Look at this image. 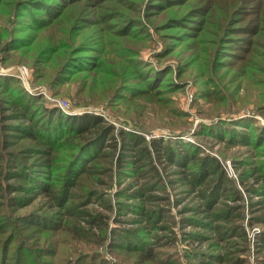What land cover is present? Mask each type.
<instances>
[{
  "label": "rangeland",
  "instance_id": "rangeland-1",
  "mask_svg": "<svg viewBox=\"0 0 264 264\" xmlns=\"http://www.w3.org/2000/svg\"><path fill=\"white\" fill-rule=\"evenodd\" d=\"M67 1L69 0H59L58 5L53 7L52 2L47 3L50 9L62 15L54 21L56 24L53 22L42 32L43 36L58 43L64 41L66 45L67 42L78 43L81 38H74L72 30L66 31L69 34L62 30L61 25L65 24L70 13L69 7L65 6ZM77 1L76 6L82 5L84 16L91 15L93 20L95 17L100 22L95 28L105 36L110 32L121 35L120 39L116 35L109 36L114 45L106 46L107 57L120 59L114 51L118 41L121 47L129 45L133 50L134 46L139 49L137 57H131L134 56L131 53L123 56L124 59L131 60L130 66H134L136 73L145 81H140L137 85L140 89L132 93L122 90L125 88L123 87L114 91L112 96L107 94L99 97L96 94L100 89L97 85L91 86L89 78L87 80L83 72L76 75L70 72L60 73L63 58H59V62L56 60L58 69H51V73H47L42 63L32 67V60L26 61L28 56L22 52L26 45L19 48L18 52L12 50L15 46L12 47V44H24L20 43L16 29L10 31L9 27L23 26L34 18L41 20L50 17L44 10L43 14L30 12L32 6L36 11L41 10L43 5L39 4L31 5L26 12L17 10V14L12 10L0 11V27L5 26L13 36L11 50L2 52L3 49L0 48V227L18 223L20 235H32L35 240L36 243H28L23 252L17 254L21 263L27 264L33 254L38 255L39 261L44 260L43 254L38 252L48 253L50 264H91L90 258L97 251L99 255L101 253V258L104 256L106 260L110 259L108 261L114 257L117 259V256L111 254L112 250L116 251L111 248L116 247L113 239L108 240L109 245L104 242L101 245L96 243L100 238L109 236V228L151 227L150 223L134 224L139 216L128 211L131 207L125 212L117 207L118 202L132 194L137 197L130 198L127 202H141L142 219H146V216L158 219V214H161V224L169 228L165 231H152L146 237L155 242L154 247L158 238L160 245L165 244L162 248L168 250L167 240L174 237L172 249L175 252H172L182 256L188 246L205 252L212 251L210 242H218L219 254L235 253L234 256L240 259L238 264H264V244L261 241L264 239V221L255 222L261 216L264 218V187L260 178L264 175V87L247 81L244 76L230 79V76L225 75L221 80L218 79L222 72H227L225 66L234 59L232 56L242 55L245 48L251 47V42L264 46V39L259 41L258 38H251L248 32L249 28L264 31V19L258 21L264 16V0H248L252 3L247 5L242 2L241 5L236 4V8L243 7L244 12L232 14L228 11L226 21L221 18L219 11L215 12L209 30H215L214 25L221 19L229 27L224 33L221 32V36L227 38L219 45L204 43L200 38L204 35H198V27L201 26L199 22L203 20L198 10L207 5L205 0H115V7H104L110 3L107 0ZM216 2L217 0L213 1V7ZM79 7L74 11L78 12ZM109 13L113 16L111 20L108 18ZM246 14L255 15L257 21L251 15L244 18L243 15ZM139 24L141 27L138 26L137 29ZM155 24L161 25L153 27ZM130 29L134 32L133 36L138 35L139 31H147L146 34H141L143 41H139L137 36L133 39L124 37L123 34ZM3 42L4 40L0 41V46ZM263 49L264 47L261 50ZM215 55L216 59L213 58ZM216 60L221 64L214 65ZM90 64L91 62L82 65L69 63L62 71H67L66 68L83 70L82 68ZM211 64L212 77L207 79L204 76V67ZM237 69L239 67H235L234 71ZM150 71H158L157 82L153 79L146 81ZM153 76L156 78L155 74ZM209 80L217 82L211 84ZM262 80L264 75L256 78V82ZM242 83L243 89L240 88ZM222 84H225V88ZM20 89L26 92L25 97L18 95ZM231 92V98H223V94ZM31 96L37 97V104L58 107L48 99L54 98L64 104V109L59 107L64 114H89L99 117L101 120L97 124L105 125L112 131L90 145L76 160L74 158L69 161L66 155L73 152L67 149L77 143V139L71 138L73 131L65 125L63 118L61 122L64 124H60L65 125L64 128L51 131L50 137L55 141L42 144V138L36 135L41 134L48 125L39 122L42 119L39 115L44 110L41 111V106L39 109L36 103L28 110H21L18 104L21 102L25 105L27 98ZM238 97L241 99L236 100ZM241 119L246 124L252 120L254 127L248 130L250 137L242 134L244 127L238 124ZM42 135L44 137L43 133ZM63 135L66 136L62 138ZM126 135H142L144 142L138 148L126 150L128 153L123 154L125 156L116 162L118 151L124 143L123 136ZM237 136L241 139L235 140ZM113 140L117 145L111 149ZM190 147L199 150L197 157L208 156L209 161L219 165L223 171L221 179H217L219 168H213V165L207 168L212 175L204 181L197 179L196 170L168 161L169 149L188 155L192 154L188 150H193ZM166 148L167 153L164 156L159 150L165 152ZM105 152H109L107 156L104 155ZM97 155L98 158L92 160ZM68 161V165L75 162L78 169L83 167V172L74 175L75 179L71 180L70 186L65 190L60 183L53 180L60 177V171L56 169L60 166L65 168ZM197 181L202 182L198 185ZM216 183V195H213L212 188ZM226 188L231 195L225 191ZM61 190L65 191L67 203L63 208H57L56 205L63 197ZM88 192L93 195H88ZM237 192L238 198L235 196ZM226 206H239L236 213L230 214L228 221L224 216ZM30 214L38 215L31 217ZM188 217L194 223L216 222L230 224L231 228L236 224L240 228L235 229L234 235L231 234V229L224 235L222 231L218 233L209 226L193 225L185 219ZM37 218H46L42 221H49L52 226L60 223L61 229L53 233H41L36 229L30 231L32 228L27 231L22 229L26 222L33 219L35 221ZM88 220L91 222L88 223ZM39 224L36 227H40ZM75 228L77 229L72 234V229ZM103 228L107 235L100 231ZM7 231L11 232L12 227ZM6 234L0 233V238ZM153 236H156L155 240ZM49 240L51 246L45 247ZM135 256L136 254L133 258ZM7 259L9 263H13L16 260L15 252H8ZM204 261L207 264L221 263L211 258L203 259ZM154 262L151 260V264Z\"/></svg>",
  "mask_w": 264,
  "mask_h": 264
},
{
  "label": "trees",
  "instance_id": "trees-1",
  "mask_svg": "<svg viewBox=\"0 0 264 264\" xmlns=\"http://www.w3.org/2000/svg\"><path fill=\"white\" fill-rule=\"evenodd\" d=\"M59 0H0V11L1 12H8L10 10H12V12L14 11L15 14H17V10H20L21 12H26L31 5H43L41 8V10H34L32 7L30 9V12H39L40 14H43V10L46 14H48V16L50 18L48 19H32L31 22L25 23L23 26H10L9 29L10 31L12 29H16V31L19 33V38H20V43H23L24 45L19 46L17 44H12V47L14 46V48L12 49L13 51L18 52V49L25 46V49L22 50V52H24V55H27L28 58H25L26 61L28 60H32L31 65L32 67L37 65L38 63H42L43 66L46 68L47 73H51V69H58V67L56 66V60L57 62L59 58H63V66L60 70V73H68L69 72L71 74H80L81 72L84 73V75L86 76V79L88 80L89 78V83L91 86H95L97 85V87L100 89V92L98 94H96L99 97H102L104 95H111L114 91H116L117 89H122L123 87H125L122 90H127L129 91V93H132L135 90L140 89V86H137L140 84V81H145L142 80V78L140 77L141 75L139 73H136V69L130 66L131 60L129 61V59H124L125 57L123 55H126V53H131V57H137L138 55V48H135L134 46V50L131 46H122L120 45V42L118 41L115 46V50L116 51V55L117 57H119L120 59H116L113 57H107L106 54V46L108 45H114V42H112V39L109 37L110 35H116L118 36V38L120 39L119 34L117 33H113L110 32L109 34H107V36H105V34H103L100 30L95 28V25L100 23L97 22L96 18H93L90 16H84L82 8H80L79 6H76L78 1L76 0H69L67 1V3H65L66 7H69L70 9V13L66 19L65 24H68V26L66 27V25H61L62 30L65 31H71L75 34L74 38H78L81 37L79 42H74V43H70L67 42L68 44H64L66 42H62V43H58L56 42V40H51L50 38H48L47 36H43L42 32L48 27L50 26L54 21H56L58 19V16L62 15L60 12L56 13L54 10L50 9V6H47L48 2H52L51 3V7L58 5ZM110 3H107L104 5V7H115L116 4L113 5V2L115 0H107ZM207 2V5L202 8L199 9V13L200 15L203 17V20H200L199 25L201 24L200 27H198V35H204V37H200L204 43L209 42L212 45H219L222 44L223 40L227 37H223L221 35H223L222 33H224L225 31H227L228 25L226 22L227 20V12L231 11L232 14L233 13H242L243 11V7H239L236 8V4L241 5V2L244 5L247 4H251L252 2L244 1V0H217V2L214 4L213 7V1L214 0H205ZM259 1V0H258ZM259 3V2H258ZM261 3V2H260ZM211 4V5H210ZM219 5V6H216ZM47 6V7H46ZM86 6V5H85ZM46 7V8H45ZM77 7H79V11L76 12L74 10L77 9ZM221 7V8H220ZM234 7V8H233ZM46 9H48L46 11ZM127 9V8H126ZM237 9V10H236ZM128 10V9H127ZM19 11V12H20ZM219 11L222 15L221 18H223L224 21L221 22V20L214 25L215 30H209L210 29V23L213 20L214 14L215 12ZM250 12V11H249ZM60 13V14H59ZM63 13V12H62ZM114 13V12H113ZM253 13V11H252ZM259 14V13H256ZM262 14H264V11L262 12ZM260 14V15H262ZM251 15V14H250ZM250 15L246 14L243 15L245 16L244 18L249 17ZM251 17H254V21H257V18L255 17V15H251ZM87 18V20H86ZM108 18L111 20L113 18V16H110V13L108 15ZM264 16L261 17L260 19H258V21H263ZM131 21H138V20H131ZM178 21V20H177ZM176 21V22H177ZM72 22L75 24H72ZM83 22V23H81ZM88 22V23H86ZM55 23V22H54ZM70 23V24H69ZM56 24V23H55ZM159 25L161 24H155L153 27H159ZM171 25V24H169ZM171 28V26H169ZM60 26V25H59ZM141 27L140 24L137 25V27ZM139 27L137 29H139ZM164 27V26H163ZM158 29V28H157ZM232 29V28H230ZM229 29V30H230ZM135 31L136 28H135ZM140 33L138 35L133 36L132 34H134V32L131 31V29L123 34L124 37H130V38H139V41L143 38L141 36L142 33L146 34L147 31L142 32L139 31ZM222 32V33H221ZM231 32V31H230ZM234 32V31H233ZM231 32V33H233ZM249 35L251 38H258L260 39L259 41H262L264 39V31H260V30H256V28H249L248 29ZM221 33V34H220ZM219 34V36H217ZM137 36V37H136ZM8 37V38H7ZM12 35H10L8 33V30L5 26L0 27V41L4 40L3 44H1L0 48H2L3 50H1L2 52L4 51H8L11 50V46H10V42L12 39ZM75 40V39H74ZM88 42H87V41ZM59 42L61 40H58ZM143 41V39H142ZM116 42V41H115ZM228 42L230 43L231 40H228ZM264 42V41H263ZM196 43V41L194 42V44ZM259 44V43H258ZM251 47H247L245 48V51H243L244 49L242 48V55L239 54H235L237 56H232V58H234L230 64H227L226 70L227 72L225 73H221V76L218 77L219 80H221V78H223L225 75L226 76H230V79L232 78H236V77H242L244 76V78L247 81H251L254 84L259 85L260 87H264V80L256 82V78L259 75H264V49L261 50L264 46H261L260 44L257 45L253 42H251L249 44ZM119 46V47H118ZM218 48V47H217ZM134 51V52H133ZM241 51V52H242ZM21 53V52H20ZM219 53V52H218ZM218 56V54H217ZM213 58L216 59V55L213 56ZM218 58V57H217ZM136 60V59H134ZM132 60V61H134ZM90 63L91 64L89 66H86L84 68H82L83 70H71L72 68H66L67 71H62L65 69V66L68 65L69 63L72 64H83V63ZM142 63V62H141ZM220 65L221 62H218L216 60V62H214V65ZM239 65V66H238ZM75 67L74 69H78L77 66H73ZM204 67V66H203ZM235 67H239V69L234 71ZM137 69H139L136 66ZM213 69V64H211L209 67L206 66L204 67V76L207 79H210L212 77V71ZM154 70V69H152ZM141 71V70H140ZM158 72V71H157ZM156 73H153L152 71H150V73H148V75L146 76V81H149L150 79H153V81L155 80V82H157L158 80V75ZM160 72V70H159ZM162 72V71H161ZM156 75V78H154L153 75ZM217 80V79H216ZM216 80H209V83L213 84L215 82H217ZM130 83V84H129ZM243 84H240V88L243 89ZM130 85V86H129ZM246 85V84H245ZM223 88H225V84H222ZM142 89V88H141ZM220 90L223 91V89L220 86ZM20 94H18L21 97H25L26 92L24 91V89H20ZM224 93H225V89H224ZM235 93V92H233ZM261 93V92H260ZM232 92L229 94H223V98H231L232 96ZM141 95H138V97H140ZM132 98H135V96H133ZM28 102H26L25 105L18 103L20 105L21 110H28L30 109V107L33 106L34 103H36V105L40 106L42 108L41 111L44 110V112L42 114H40L39 116L42 117L40 124L42 125H46L45 128L41 134H37L36 136H40L42 139L44 138V140L41 139V143H48L51 144L50 142H54L55 139H52L50 137L51 135V131L52 130H60L61 128H64L63 126H68L70 127V130H72L73 134L71 138L77 139V143L75 145H70L68 147L67 150H70L72 154H67L66 158H69V161L71 159L75 160L77 159L78 156L82 155L83 151L88 149V147H90V145L97 143L98 140L103 137L105 134L109 133L110 131H112V129H109L108 127H106L105 125H98L97 122L99 120H101L99 117H93L90 116L89 114H82V115H78V116H72V115H68V114H64V112L62 113L61 109L59 107H47L45 104H37V97H28ZM33 99V100H32ZM241 99L240 97L236 98V100ZM245 98H243L244 100ZM31 100V101H29ZM264 103V102H263ZM263 105V104H262ZM37 106V107H38ZM36 107V106H35ZM45 114H47L46 116H44ZM64 118V122L65 125H61L60 123L64 124V122H61V120ZM243 128L242 130V134H244L246 137H250L251 134L248 130H251V127H254L252 125V120L251 122H247L248 124L245 123L244 120H239L238 121ZM56 123V124H55ZM55 124V125H53ZM89 129L91 131H89ZM247 129V130H245ZM41 130V129H40ZM213 132V131H212ZM42 133L44 134V137L42 135ZM205 133V132H202ZM66 135H63V137H65ZM230 138L233 139L231 137V135L229 134ZM124 138V143L122 145V148L118 151V155L116 158V162H119L122 156H125L123 154L128 153V149H131L132 147L134 148H138L137 146L141 143L144 142V137L141 136H137V135H126L123 136ZM60 138V137H59ZM263 138V137H262ZM61 139V138H60ZM58 139V140H60ZM241 138H239V136H237V138L235 140H240ZM57 140V141H58ZM259 140V139H258ZM261 140V139H260ZM259 140V141H260ZM153 141V140H152ZM150 141V142H152ZM250 141V140H249ZM96 145V144H95ZM117 143L115 140H113L110 144L111 149H113L114 147H116ZM152 145L155 146V144L152 143ZM160 147H162V145H158ZM142 147H146V146H142ZM181 147H183L181 145ZM191 149H188L189 152H192V154H188V155H183L180 154L177 150H171L169 149V159L168 160L171 164H176V165H183L186 166L187 168H190L191 170H196L198 175H197V179H203L208 180V176L212 175V173L210 172V170H207L208 167H210V165H213L216 167V169L219 168L218 164H215L213 161H209L208 160V156L206 157H201L198 156L197 154L199 152L198 149H196V147H190ZM127 150V151H126ZM164 151L159 150L160 153H162L164 156L167 153V148L164 149ZM157 151V150H155ZM173 152H177L176 154H173ZM109 152H105V156H107ZM96 154V153H94ZM103 155V156H104ZM98 158V155L93 157L92 160H95ZM69 161L66 164V167L61 168L58 167L56 170H58V172L60 171L59 176L55 177L53 182L56 183H60L61 186L63 187V189H67L71 183V180L75 179L76 174H79L83 172V167H80V171L77 168V165L74 164L73 162H71L69 165ZM65 162V161H64ZM63 162V163H64ZM137 163H139V161L137 160ZM81 166V165H79ZM50 168V166H49ZM48 168V169H49ZM212 168V169H213ZM63 169V170H61ZM78 170V171H77ZM77 171V173H76ZM56 172V171H55ZM223 174V171L219 168V176L217 177V179H221V175ZM75 175V176H74ZM261 175V174H260ZM258 178V177H257ZM256 178V179H257ZM260 178L262 179L263 182V187H264V175H261ZM202 180V181H203ZM202 181H197L196 183L201 184ZM244 184V183H243ZM52 185V184H50ZM208 185L210 186V182H208ZM223 185V183H222ZM72 186V184H71ZM218 186V184L216 183L215 186H213L212 188V192L213 195H216L215 193V189ZM246 187V186H245ZM49 188V186H48ZM247 188V187H246ZM48 190V189H47ZM226 192H228L229 195H231L232 193L229 191L228 188L225 189ZM65 191L61 190V195L63 196L61 199V202H59L56 207L57 208H63L64 205L67 203L66 201V196L64 195ZM211 194V192H210ZM239 192L236 193V198H238ZM88 195H93V193L88 192ZM97 196L99 197L100 195L97 194ZM126 197V196H125ZM137 196H133L132 194H130L128 197H126L125 200H122L120 202L117 203V207L121 208L124 212L125 210L128 209V207H131V210L128 209V211L132 212L133 214H136L137 216H139L138 220H134V224H139L141 225V223H146V224H151L150 229H148L147 227L144 226H138L136 228H109V232L108 235L109 236H104L102 238L99 239V241H97L96 243H98L99 245H101L103 242L108 244V240L113 239L112 242H114L116 245V247H111L113 249H116V251L112 250L111 254L112 256H117L118 258L115 259H111V261H108L110 259H105V257L103 256L101 258V253L99 255V251L95 252L94 255L90 258V263L91 264H104L106 262V264H151V260H154L155 262L153 264H207L205 261L203 262V259L206 258H211L214 259L216 261H221L220 264H238L240 262V259H238V257L234 256L235 253L233 252H226L223 254H219L218 249H220V246L218 244V242H210L209 246L210 248H212V251H202L199 250L198 248H192V247H187L185 248V253L182 256H178L175 252L174 249H172V247H174V237H169L167 240V247L168 250L162 248V246H165V244H159L158 241L159 239H156V236L154 237V240L156 241V245L154 247L155 242L149 240L146 237H149L152 233V231H165L168 228V226L164 225L163 223L161 224L163 218H161V214H158L159 218L158 219H153L150 218L149 216H146V219H142L141 218V212L140 210L143 209V206H141V202H137V203H131L128 204L127 201H129L130 198H134ZM116 203V202H115ZM227 210H225V218L226 221H228L231 217L230 214L237 211V207L239 206H226ZM31 217H34L38 214H30ZM59 215V214H56ZM157 216V217H158ZM26 217V216H25ZM101 218V217H99ZM255 218V217H254ZM46 219V218H45ZM44 218H37L35 221H37L38 223H36L35 221L31 220L30 222H26L23 226L22 229L27 231V229L30 230V228H32L30 231H34L35 229L40 231L41 233L43 232H51L53 233L55 230H59L61 229V227H59L60 223L58 225L52 226V224L47 221V222H43L42 220H45ZM141 219V220H140ZM186 220H189V223H194V221H192L191 217L185 218ZM264 218L261 216V218H257L255 222H263ZM167 220V219H165ZM164 220V221H165ZM39 222H41V224H39ZM88 223L91 222V220L87 221ZM251 223H253L252 221H250ZM40 225V227H36L37 225ZM194 224H197L198 226H209L211 227L212 230L217 231L218 233H220L219 231H222V233H224V235H226V231L231 229L233 232L231 233L232 235H234V231L235 229L240 228V225H236L233 224L232 228L231 226L228 225H223V224H217L215 222V224L211 223L208 224L203 221H199L196 222ZM193 224V225H194ZM224 226V227H223ZM6 227V228H5ZM8 227V228H7ZM10 227H12V231L8 232L7 229H9ZM18 223H11L8 224V226H1L0 227V233L1 234H6V236L0 238V264H22L21 261L19 260V256H17V254H21L24 250V248L27 247L28 243L33 244L36 243L35 240L32 238L31 236H26V234H24V236L20 235V231L18 229ZM229 227V228H226ZM72 229V234L73 232L76 230ZM240 230V229H239ZM103 234L106 233V229H101L100 230ZM78 233V232H77ZM83 233V232H82ZM52 235V234H51ZM50 235V237H51ZM107 235V233H106ZM103 236V235H102ZM48 237V238H50ZM224 238V236L222 237ZM262 243L264 244V239H261ZM50 240L48 243H46L45 247H50ZM95 243V244H96ZM13 244V246H11ZM109 245V244H108ZM118 246V247H117ZM152 247L154 249H152ZM264 247V245H263ZM34 248L36 249V246H34ZM104 248V247H103ZM31 249V248H30ZM192 249H194L195 251H192ZM107 250V249H106ZM197 250V251H196ZM10 251H14L15 255H16V260L13 263H9L7 256H8V252ZM108 251V250H107ZM173 251V252H172ZM35 252V250L33 251ZM32 252V253H33ZM39 254H43L42 256L45 258L44 260L39 261L38 260V255H34L31 257V259L28 261L27 264H50L49 260L47 259V256L49 255L48 253H40ZM92 253V252H91ZM124 253V254H123ZM134 254H136V256L133 258ZM224 257V259H222ZM96 259V261H95ZM101 259V260H100ZM133 259V260H132ZM136 259V260H134ZM100 260V261H99ZM100 262V263H99ZM52 264V263H51Z\"/></svg>",
  "mask_w": 264,
  "mask_h": 264
},
{
  "label": "built area",
  "instance_id": "built-area-1",
  "mask_svg": "<svg viewBox=\"0 0 264 264\" xmlns=\"http://www.w3.org/2000/svg\"><path fill=\"white\" fill-rule=\"evenodd\" d=\"M49 101L53 104V105H57L58 107H60L61 109H64V104L62 105L59 101L55 100L54 98H48ZM48 102V101H47Z\"/></svg>",
  "mask_w": 264,
  "mask_h": 264
}]
</instances>
